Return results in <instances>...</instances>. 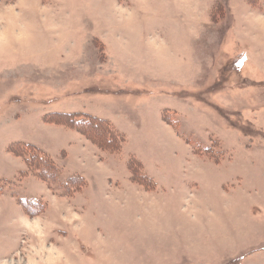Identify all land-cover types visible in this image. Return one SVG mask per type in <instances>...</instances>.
Instances as JSON below:
<instances>
[{"label":"rangeland","instance_id":"374dc122","mask_svg":"<svg viewBox=\"0 0 264 264\" xmlns=\"http://www.w3.org/2000/svg\"><path fill=\"white\" fill-rule=\"evenodd\" d=\"M1 179L0 264H264V0H0Z\"/></svg>","mask_w":264,"mask_h":264},{"label":"trees","instance_id":"16d2710c","mask_svg":"<svg viewBox=\"0 0 264 264\" xmlns=\"http://www.w3.org/2000/svg\"><path fill=\"white\" fill-rule=\"evenodd\" d=\"M56 116H62L63 118H68L70 119L69 123H63L64 126H69V128H73L75 130H77V127L79 128V132L81 131V128L83 125H86V127L89 128V130L91 129H98V133L101 134L103 128L106 129V134L109 135V137L111 138V142L112 144H117L119 141H121L120 144H122V141L125 140V137L123 136L122 133L118 132V130H116V128L112 125V123L110 121L89 115V114H84V113H56L53 114ZM76 121V123L74 124V122ZM83 134H85L87 136L86 133L82 132ZM38 149L40 150V148H36L33 144H29V143H16L15 145H11V151L15 152L16 154H21L25 161L27 162L26 164L30 167H32L31 169H38L37 173L39 174V176L42 179H45V181H49V182H57L58 180H56L58 177V172L60 171L58 169V167H54V162L52 163L51 158L49 157V155H47L46 153L40 152L38 151ZM38 159L39 161H42L41 164L38 163ZM133 162H136V166L141 167L140 162H137L135 160H131L130 166L133 167ZM54 167V168H53ZM135 169V168H134ZM133 180H137L139 179L142 183H146V184H152V179L146 175L145 173H143V177H139L138 175H135L136 173H133ZM76 179L78 181H81V178L79 176H76ZM0 193H4L5 191H11V185L9 184V182L5 181V180H0ZM61 186H63V188H65L68 185L62 184ZM21 202L23 203V205L25 206V208H29L31 207V205H33L34 203H36L37 201H29L27 199H21ZM32 208V207H31Z\"/></svg>","mask_w":264,"mask_h":264},{"label":"crops","instance_id":"0c3cea01","mask_svg":"<svg viewBox=\"0 0 264 264\" xmlns=\"http://www.w3.org/2000/svg\"><path fill=\"white\" fill-rule=\"evenodd\" d=\"M62 113H64V111Z\"/></svg>","mask_w":264,"mask_h":264},{"label":"bare ground","instance_id":"6f19581e","mask_svg":"<svg viewBox=\"0 0 264 264\" xmlns=\"http://www.w3.org/2000/svg\"><path fill=\"white\" fill-rule=\"evenodd\" d=\"M18 26V25H17Z\"/></svg>","mask_w":264,"mask_h":264}]
</instances>
